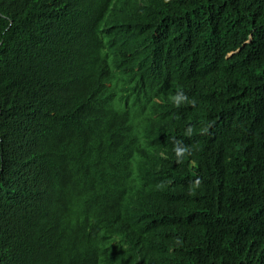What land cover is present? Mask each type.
<instances>
[{"label":"trees","instance_id":"16d2710c","mask_svg":"<svg viewBox=\"0 0 264 264\" xmlns=\"http://www.w3.org/2000/svg\"><path fill=\"white\" fill-rule=\"evenodd\" d=\"M0 264H264V0H0Z\"/></svg>","mask_w":264,"mask_h":264},{"label":"clouds","instance_id":"9594fccd","mask_svg":"<svg viewBox=\"0 0 264 264\" xmlns=\"http://www.w3.org/2000/svg\"><path fill=\"white\" fill-rule=\"evenodd\" d=\"M122 46V44L118 47H116L113 51H114V55L118 54L119 52V48ZM170 99L176 103L177 106L180 105L181 102H187V103H191V104H195V100H189L188 97L186 95H184V93L182 92H178L177 95L170 97ZM186 134H191V130L189 129V131ZM181 142H176L177 146L174 148V151H176L177 154V162H180V160L185 156V155H190V150L187 146H184L183 148L179 147V144ZM201 183V181L199 179H197V181L195 182L194 185H192V188L198 187L199 184ZM177 244H180L181 241L179 239L176 240Z\"/></svg>","mask_w":264,"mask_h":264}]
</instances>
